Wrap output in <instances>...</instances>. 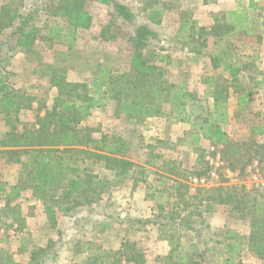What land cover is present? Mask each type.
Segmentation results:
<instances>
[{"label": "rangeland", "instance_id": "374dc122", "mask_svg": "<svg viewBox=\"0 0 264 264\" xmlns=\"http://www.w3.org/2000/svg\"><path fill=\"white\" fill-rule=\"evenodd\" d=\"M8 1L0 0V9ZM119 1L128 4L138 14L137 23L144 20L141 0ZM162 1H168L172 6L159 29L164 40L161 43L164 48L162 52L168 56L160 62L165 67L167 80L183 83L200 97H204L206 88L202 82L203 76L221 74L228 81L224 82L220 78L219 82L226 85H230L232 80L231 71H225L223 67L215 69L211 61L212 53L217 52L213 50L214 42L220 37L209 35L208 46L197 60L192 58L193 53L189 52V48L178 41L181 39L176 36L177 29L180 20L186 17V11L191 12L200 26L209 30L215 24L222 25L228 21L237 31L224 33L222 43L227 44L230 51L237 56L252 54L253 58L244 63L240 82L235 86L240 89L251 87L256 70L259 71L258 76L264 73V0ZM19 3L24 4V10V7L34 8L41 2L24 0ZM235 6L249 8L250 13L245 20L247 22L242 26L238 25L236 17L224 13ZM86 9L92 20L88 27L79 30L75 49L70 55L55 54L58 50H65V46L57 40H37L30 54L15 47L14 38L0 48V81L33 98L30 100L31 107L21 109L17 114L14 107L7 104L0 107V150L6 148L2 147L4 143L14 142L8 134L10 131L31 128L37 121L38 113L44 114L45 108L52 107L58 90L52 87L49 77L43 74L44 67L66 62L67 78L72 82L91 79L90 66L95 62L106 61L120 69L127 67L132 53L129 40L134 26L112 16L109 5L100 0L88 1ZM46 19L47 16L42 15L41 26L45 25L43 22ZM10 31L11 29H7L0 34L1 44H4L6 34ZM103 32L107 39L102 37ZM228 110L230 116L222 124L223 129L233 142L240 144L248 139L252 125L264 122V85H260L257 93L240 109L238 94L232 93ZM83 124L95 129V137L107 134L125 139L129 147L118 154V157L146 167L148 184L140 181L139 172L135 174L138 180L133 179L131 173L118 178L112 171L104 168L103 163L91 160L87 173L106 180L109 188L92 206L79 207L77 211L66 215L53 201L44 203L39 200L33 189L28 187L21 189L14 201H8L5 197L0 203V262L8 255L20 264H29L32 253L37 248L48 245V254L43 256L44 262L41 264H84L83 257L89 256L79 248L84 242H92L89 246L90 255L104 256L119 249L125 240H133L145 253L146 264H157V257H165L170 251V234L175 235L173 242L178 243L179 253L194 251L196 245L199 251L206 252L208 261L218 262L228 256L226 244L229 241L224 240V236L228 230H236L245 236L238 247L237 260L240 259L242 264H264L245 245L250 231L249 217L235 213L229 205L218 204L215 211L205 212L203 219L194 217L197 226L202 227L196 232L186 230L181 224L173 225L172 222L162 225L167 221L168 211L173 207L166 201L168 195H185L187 202L198 204L199 200L211 195L204 190L231 186L245 187L247 190L258 189L264 198V162L254 159L243 166L241 156L232 160L225 154L223 147L214 146L204 138L198 145L191 146L188 144L191 140V124L173 122L167 117L158 116L138 122L119 114L114 101L94 108ZM258 138L260 141L264 139ZM158 155L163 158L157 157ZM149 159L157 161L156 166L146 165ZM21 160L27 162L28 155L22 154ZM231 164H235L236 168L232 169ZM167 167L177 170L178 174H167L164 169ZM22 169L21 162L8 161V155L0 153V179L8 187L19 183ZM156 188L161 192L166 191L154 200L147 198ZM163 202H166L165 209L161 212L158 203ZM183 206L184 204L181 208ZM159 214L163 215L162 219L158 218ZM156 220L162 223L157 224ZM102 222H107L109 226L101 233L98 232V225Z\"/></svg>", "mask_w": 264, "mask_h": 264}, {"label": "trees", "instance_id": "16d2710c", "mask_svg": "<svg viewBox=\"0 0 264 264\" xmlns=\"http://www.w3.org/2000/svg\"><path fill=\"white\" fill-rule=\"evenodd\" d=\"M18 1L24 0H9L0 9V34L11 29L6 34L4 44L0 43V48L14 38L16 41L14 46L30 54L37 40H57L65 46V50H58L55 54L70 55L75 49L79 30L88 27L92 20L86 9V3L90 0H39L41 3L34 8L24 7V10L22 9L24 4L21 5ZM100 1L109 5L112 16L134 26L129 40L132 53L127 67L120 69L106 61L95 62L90 66L91 79L80 82L68 80L66 62L43 68V74L49 77L50 84L58 93L52 107L45 108L44 114L39 112L37 121L31 128L26 127L23 131L14 129L8 133L14 142L4 143L2 147L6 148L0 150V153L8 155V161L21 162L23 171L19 183L11 187L0 179V203L5 197L8 201H14L20 190L28 187L33 189L39 200L44 203L53 201L66 215L79 207L92 206L109 188L106 180L87 173L91 160L103 163V167L112 171L118 178L131 173V177L138 180L135 174L139 172L140 181L148 184L146 167L118 157V154L129 147L125 139L107 134L95 137V129L83 124L94 108L102 107L108 101L115 102L119 114L138 122L158 116L167 117L173 122L191 124V140L188 143L191 146L198 145L204 138L214 146L223 147L225 154L232 160L241 156L243 166L254 159L264 162V139L260 141L258 138H264V122L252 125L248 139L240 143L241 145L233 142L222 126L230 116L228 110L230 95L238 94L240 109L253 94L257 93L264 79L258 76L257 69L256 76L252 77L251 87L240 89L235 86L240 82L239 77L244 69V63L253 57L252 54L237 56L230 51L227 44L222 43L224 33L237 32L228 21L222 25L215 24L209 30L200 26L191 12L186 11V17L179 22L176 36L181 39L178 41L193 53V59L197 60L208 46L209 35L220 37L214 42L213 50L217 52L212 53L211 61L215 69L223 67L225 71L232 73L230 85L219 82L221 74L203 76L202 82L206 88L204 97H200L183 83L170 82L165 78V67L160 62L168 56L162 52L164 48L161 43L164 40L159 29L166 13L172 8L168 1L141 0L144 18L141 23H137L138 14L128 4L119 0ZM16 2L18 4H14ZM42 15L47 16L43 22L44 26H41ZM236 17L238 25L242 26L246 16ZM102 37L107 39L104 32ZM222 79L224 82L228 81L225 77ZM32 99L0 81V107L7 104L14 107L17 114L21 109L31 107ZM22 154L28 155V161L25 163L21 160ZM156 162L149 159L146 165L154 167ZM168 167L164 168L167 174H178L177 170ZM231 168L235 169L236 165L231 164ZM156 189L150 192L147 198L154 200L166 191ZM204 191L211 195L199 200L198 204L187 202L185 195L181 197L180 194L168 195L166 201L173 205L168 211V219L164 224L158 220L155 223L168 225L167 223L172 222L173 225L181 224L186 230L196 232L202 227L197 226L194 217L203 219L204 213L215 211L218 204L229 205L235 213L249 217L250 231L245 245L264 261V198L258 189L219 186ZM165 203H158L159 211L164 212ZM184 212L186 214H183ZM162 216L159 214L158 218L162 219ZM98 226V232L102 233L109 224L102 222ZM244 237L236 230H228L224 236V240L229 241L226 244L228 256L216 262L208 261L206 252L199 251L196 245L194 251L179 253L178 243L173 242L175 235L170 234L168 238L170 251L165 257H157V264H242L240 259L237 260V255ZM91 243L89 241L79 245L81 252L89 255L86 257H83V254L79 255L83 257L84 264H146L145 253L133 240H125L119 249L104 256L90 255ZM49 247L47 245L37 248L32 253L29 264L43 263L42 258L48 254ZM0 264L20 263L7 255Z\"/></svg>", "mask_w": 264, "mask_h": 264}, {"label": "crops", "instance_id": "0c3cea01", "mask_svg": "<svg viewBox=\"0 0 264 264\" xmlns=\"http://www.w3.org/2000/svg\"><path fill=\"white\" fill-rule=\"evenodd\" d=\"M224 13H228L229 14L228 16H234V17H236V15H240V16L241 15H244V16H246V19L245 20H247L248 13H250V11H249V8H243V9H241V8H239V6H235L232 10L224 11ZM246 22H245V24H246ZM232 23L234 24V22H232ZM244 27L246 28L247 26L244 25ZM260 76L264 77V73L262 72ZM262 84L264 85V79H263V83Z\"/></svg>", "mask_w": 264, "mask_h": 264}]
</instances>
